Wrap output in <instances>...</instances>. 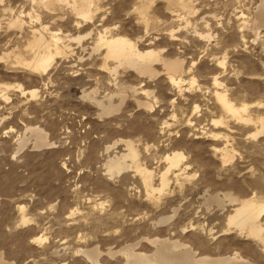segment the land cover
Masks as SVG:
<instances>
[{
  "label": "rangeland",
  "instance_id": "374dc122",
  "mask_svg": "<svg viewBox=\"0 0 264 264\" xmlns=\"http://www.w3.org/2000/svg\"><path fill=\"white\" fill-rule=\"evenodd\" d=\"M70 1L71 6L49 8L42 0L0 1L4 261L92 264L80 251L98 248L99 264H137L108 250L132 244L137 252L152 254L150 240L169 238L190 245L197 256L236 253L264 264V245L228 225L237 203L224 200V210L206 203V197L225 193L236 200H264V53L259 40L253 44L252 34L242 31L252 23L259 0H184L192 8L188 13L176 7V0L175 5L168 0H92V20L79 17ZM143 8H148L147 27L139 16ZM18 17L25 27L11 30L9 22ZM43 25L61 38L91 36L81 40L84 49L71 41L74 52L65 60L54 58L45 75H37L17 64L13 53L26 59L29 32ZM106 32L137 43L141 51L154 50L165 60H183L184 72L177 75L181 91L170 84L161 63L154 62L159 74L150 78L129 68L109 72L114 63L105 60V51L94 55L90 50ZM217 51L216 58L225 54L226 72L211 56ZM216 76L223 84L217 91L227 92L236 106L250 107L245 115L252 123H240L223 112L214 97ZM121 87L123 106L114 96ZM31 90L38 96L23 93ZM110 96L122 107L104 115L97 103L109 106ZM138 101L151 107H140ZM220 118L224 123L214 125ZM32 128L44 131L55 146L36 149ZM122 140L133 142L139 164L156 173V185L167 167L165 156L173 152L185 155L181 162L189 177L180 184L168 173L167 189L148 197L134 169L109 175L105 164L126 152ZM224 146L233 158L222 163L213 149Z\"/></svg>",
  "mask_w": 264,
  "mask_h": 264
},
{
  "label": "bare ground",
  "instance_id": "6f19581e",
  "mask_svg": "<svg viewBox=\"0 0 264 264\" xmlns=\"http://www.w3.org/2000/svg\"><path fill=\"white\" fill-rule=\"evenodd\" d=\"M168 1L172 2V0L171 1L168 0ZM33 2L36 3L37 0H33ZM41 3L46 8H49L52 5L53 6L54 5L64 6V4H66L69 6L70 5L69 3H71V1L70 0H42ZM72 3H73L74 10L75 12H77L79 17H81L83 20H92L93 18L92 0H72ZM78 3H80V5H78ZM175 4H176V7L179 6L186 13L191 12L192 10V8L188 6L189 3L184 0H176ZM141 6L143 7V5ZM147 11H148V8H143L141 11H139L140 19L145 24L144 25L145 27H147L149 24V17H148ZM240 17L241 19L242 18L245 19L246 16L242 13ZM23 25H24V22L22 18L20 19V17L16 19H12L8 24L11 30L13 28H16V30L19 29V31H21L25 27V25L24 27ZM243 30H247L252 34L253 44L257 42V40H259L258 43H260V47H261L260 50H262V52L264 53V36H263L264 0H259L258 6L256 7L254 11V17H253L252 23L248 25L244 24L242 31ZM29 34H30L29 39L26 45V50H27L26 53H28V55L26 56L27 58L26 59H24L25 57L22 58V55L20 54V52L13 53V55H14L15 60L18 62V63L16 62L17 64L21 63L23 66L28 68L29 71L37 75H41V74L43 75L47 70H49L54 62V58H57V60H59L58 58H62L64 60L66 57L68 58V56L74 52V45L70 44L71 41H74V44H76V46L78 45V47H81L82 49H84L82 44H80L81 40L84 38L87 39L86 38L87 36L88 37L91 36V35H87L86 37L80 36L77 38H69V37L61 38V36H59V33H57V31L51 32L44 25L41 26L39 29L31 28V32H29ZM209 36L210 35H205L203 36V38L204 37L208 38ZM208 39L211 40L210 38ZM101 49L105 51V56H106L105 60L108 61L110 59L114 63V67L108 68L109 72L113 74H117V71H118L117 68H129L130 70H133L135 74L143 75V76L150 78L158 73L155 70V68L152 67V65L154 66V62L161 63L163 65L164 70L167 72L169 76L170 84L172 86H178L179 91H181L182 80H179L177 75L184 72L183 60L181 59H175L171 61L165 60L161 58L160 54H158V52L154 50L141 51L137 43L135 44L133 41L131 42L127 38L121 37V36L112 35L109 37L107 36V32L105 33V35L99 36V39L97 40V42L94 43L93 47L90 50H92L91 53L93 52L92 54L95 55V53H99ZM217 53L218 51L212 52L211 56L216 61V64H217L216 67L219 69H223V71H225L226 70L225 64H224L225 54L220 58L219 57L216 58L215 54ZM22 54H25V53H22ZM7 57H9V55ZM217 77L218 76H216L213 79V85L216 87V90L214 92V97L216 99L217 104L220 106L223 112L229 115L231 119H236L237 121L239 120L238 122L241 121L243 123H247V122L249 123L250 121H253L251 118L248 117V115H245L247 113V108H250V107L246 105L236 106L231 103V101L229 100L230 98L228 99L226 95L227 92L225 93L224 90L217 91V89H219V87L223 85L222 82ZM17 88L20 89V86H18ZM123 90L124 88L118 90L120 93L118 95H114L115 97H117V99L120 100L119 105L124 101L125 95H122ZM133 91L137 92V89H133ZM28 92L30 93L31 97L38 96L36 90H31V91H26V92L24 91L23 93L28 94ZM114 96L109 97V106H105V104L97 103L98 106L99 104L101 105L100 107H102L104 115H109V114L111 115L112 112L116 111L118 108H121L123 106L121 104L122 106L119 107V105L114 104V102L112 101V98ZM137 104H139V106L143 105L145 108L151 107V105L150 104L148 105V103H146L145 101H138ZM237 121H234V122H237ZM212 122L214 123V125H220L224 123L223 119L221 118L220 120L217 119V120H213ZM260 123L262 124V129H264V123L262 122V119L260 120ZM30 132L32 136L36 139L34 143V147H37L36 149H39L41 147L47 148L48 146L52 147L53 145L55 146V144H52L50 141L45 139L47 135L45 134L44 131L38 128H32L30 129ZM261 132L262 131L257 132L253 136L256 137L258 134L260 135ZM217 135L214 137L218 138ZM123 144L125 147L124 150L126 152L122 154L121 156H115L114 158L110 159L109 162H107V164H105L109 172V175H113V173L127 171L126 170L127 168H129V170L131 168L134 169L135 172L140 175L148 197L150 198L154 197L155 192L162 193L165 191L164 189L168 186V180H169L168 179L169 177L167 176L168 173L172 174L175 177V180L177 183H178V180H181L183 177H186V178L189 177L188 174L187 175L184 174L186 173L187 166L184 167V164L181 162V160L184 158L185 155H183L182 152L181 153L173 152L165 156L164 159L167 164V167L165 171L159 177L160 184L156 185L153 181L154 180L153 175L155 172H153L152 170H149V168L143 166L142 164H139L138 157L140 158V156H138V152L137 150H135V145H133V142L123 141ZM19 146L20 148H23V146H25V142L22 141V143ZM213 151L216 154L220 155L221 157L220 159L222 160V163L228 160L231 161V159L233 158L229 154V151L227 150L226 146H224V148H221V149L214 148ZM179 182L181 184V182H184V181L181 180ZM224 200L230 201L231 203H237L235 205L233 213L230 214L228 218V225L230 226V228L231 227L235 228L236 230H239L241 233L242 231H245L248 237L250 238L253 237L255 240L259 241L261 244L264 245V224L262 223V220H264V200L263 201H256L253 199L251 200L250 199H245V200L237 199L236 200V198H234L229 193L223 194L222 197H220L219 195H211L210 197H206V203L208 202L210 204L216 203L217 206L221 207L222 209L224 206H226V203H224ZM223 203L225 205H223ZM23 208L24 207H21L20 210H22ZM163 221L161 222L162 224H163ZM22 222L23 224H28L29 219H27L26 217H23ZM166 239L157 238V239H153L152 241L151 240L149 241L150 244L154 247V252L152 254L139 253L136 251V248H134L132 244L125 245L124 247H121L119 250L115 252L109 249L108 253L109 255L114 257V254L119 252L123 255V258L126 261V263L132 262V263H137V264H252L253 263V262L250 263L244 257H241L242 255L241 256L236 255V253L232 255H220V256H215V257L208 256V255H200V254H198L197 256L198 252L195 251L193 248H191L190 245H187L184 243L182 244L177 239L176 240H169V238L168 240ZM40 240L42 239L41 238L37 239V241H40ZM81 252L84 254V256L87 258L88 261H91L92 264H99L97 261V258L99 259V257L102 255L99 256L100 253L98 251V248L97 249L95 248L93 250L89 249V250L80 251V253ZM6 262L4 261L0 253V264H7L8 262L7 263ZM253 264H256V263H253Z\"/></svg>",
  "mask_w": 264,
  "mask_h": 264
}]
</instances>
